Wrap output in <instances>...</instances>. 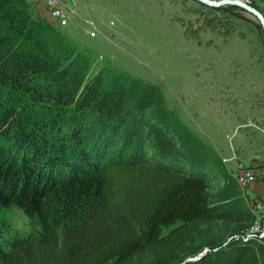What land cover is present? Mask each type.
<instances>
[{
  "label": "trees",
  "instance_id": "trees-1",
  "mask_svg": "<svg viewBox=\"0 0 264 264\" xmlns=\"http://www.w3.org/2000/svg\"><path fill=\"white\" fill-rule=\"evenodd\" d=\"M33 7L0 0V83L9 86L0 91V209L16 206L39 228L0 245V264H135L146 253L157 264H182L189 227L240 221L211 207L207 176L181 162L183 154L160 128L151 130L154 155L101 170L90 134L125 122L122 100H107L110 95L84 86L78 68L63 67L68 57L50 50L64 44L60 33ZM51 100L95 114L86 122L91 113L69 121L60 112L39 114L34 103ZM131 121L136 126L139 119ZM222 246L183 264H264L260 244L231 240Z\"/></svg>",
  "mask_w": 264,
  "mask_h": 264
},
{
  "label": "rangeland",
  "instance_id": "rangeland-1",
  "mask_svg": "<svg viewBox=\"0 0 264 264\" xmlns=\"http://www.w3.org/2000/svg\"><path fill=\"white\" fill-rule=\"evenodd\" d=\"M244 1H254L264 14V0ZM76 11L65 22L52 25L46 20L64 42L50 50L68 57L63 67L78 68L84 86L110 95L107 100L121 99L126 122L91 131L90 142L99 145L101 170L154 155L157 143L151 130L160 128L183 154L181 162L207 176L211 207L240 219L189 227L178 262L199 260L203 252L220 250L226 241L239 238L253 223V199L236 176L244 169L255 170L254 165L264 166L260 22L245 11L233 16L193 0H77ZM8 87L0 83V91ZM51 101L34 106L42 116L60 112L68 121L91 113L83 118L86 122L95 114L81 113L74 103L71 109ZM131 115L139 119L138 125ZM179 225L164 229L163 236ZM0 226L3 247L39 228L16 206L0 209ZM263 256L261 252V262ZM135 264L157 263L146 253Z\"/></svg>",
  "mask_w": 264,
  "mask_h": 264
},
{
  "label": "built area",
  "instance_id": "built-area-1",
  "mask_svg": "<svg viewBox=\"0 0 264 264\" xmlns=\"http://www.w3.org/2000/svg\"><path fill=\"white\" fill-rule=\"evenodd\" d=\"M32 5L44 3L49 10L51 19L58 22H65L70 17H75L77 0H69L68 7L62 6L60 0H29ZM91 26L94 27L93 24ZM92 27V28H93ZM91 28V29H92ZM91 37H96L94 31H88ZM237 181L244 192H248L252 184L256 183L259 176L251 169H244L237 174ZM253 216V223L250 228L236 240L244 242H255L264 247V196L253 198V204L250 207Z\"/></svg>",
  "mask_w": 264,
  "mask_h": 264
},
{
  "label": "crops",
  "instance_id": "crops-1",
  "mask_svg": "<svg viewBox=\"0 0 264 264\" xmlns=\"http://www.w3.org/2000/svg\"><path fill=\"white\" fill-rule=\"evenodd\" d=\"M26 1L29 2V0H26ZM60 1L62 3L63 7L64 6L68 7L69 0H60ZM33 6L35 8L36 14L40 18L49 21L50 23H52V25H55L56 21L51 19L49 10L44 3H40L37 5H33ZM76 13H77V11H76ZM246 165H248V164H246ZM262 167H264V166H262L261 164L253 166V168L255 169L254 171L259 176V179L256 183L252 184L249 188L248 196H249L250 200H252L255 197L264 196V168H262Z\"/></svg>",
  "mask_w": 264,
  "mask_h": 264
},
{
  "label": "water",
  "instance_id": "water-1",
  "mask_svg": "<svg viewBox=\"0 0 264 264\" xmlns=\"http://www.w3.org/2000/svg\"><path fill=\"white\" fill-rule=\"evenodd\" d=\"M193 1L197 2L200 5L215 9L227 7V6H238L242 8L245 12L256 17L257 20L260 22V25L262 26L264 31V14L261 13L259 10H257L248 2H245L244 0H193ZM207 252L208 251L203 252L200 256H202ZM196 259L197 258H195V260Z\"/></svg>",
  "mask_w": 264,
  "mask_h": 264
}]
</instances>
